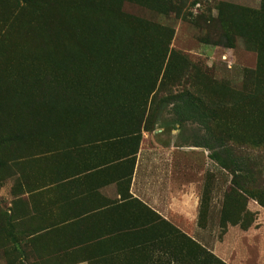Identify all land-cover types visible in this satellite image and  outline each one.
Wrapping results in <instances>:
<instances>
[{"label":"rangeland","instance_id":"rangeland-1","mask_svg":"<svg viewBox=\"0 0 264 264\" xmlns=\"http://www.w3.org/2000/svg\"><path fill=\"white\" fill-rule=\"evenodd\" d=\"M193 183L201 242L164 216ZM249 204L264 0H0V264H237L212 241Z\"/></svg>","mask_w":264,"mask_h":264},{"label":"crops","instance_id":"crops-1","mask_svg":"<svg viewBox=\"0 0 264 264\" xmlns=\"http://www.w3.org/2000/svg\"><path fill=\"white\" fill-rule=\"evenodd\" d=\"M198 188L199 185L193 183L186 187L185 192L179 191L177 188L173 192L171 189L164 216L171 221H184L190 231L193 232V236H196L192 239L196 242H201L202 239H206L209 235L216 234L220 207L217 202H214L209 214V224H207L205 229L200 228ZM155 205H157V202H155ZM248 211L254 214V225L245 230L240 225L228 226L222 241H212L213 255L224 263H229L233 257L236 258L235 262L237 264H242L239 259L246 257L248 249L253 248L256 250V258L259 260V264H264V227L261 225L264 214L253 204L248 205ZM212 222L215 223L211 225ZM198 237L201 238V241Z\"/></svg>","mask_w":264,"mask_h":264}]
</instances>
